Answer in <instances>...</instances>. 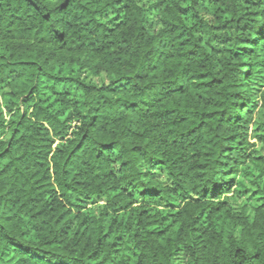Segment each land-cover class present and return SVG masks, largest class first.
Masks as SVG:
<instances>
[{
    "label": "trees",
    "instance_id": "trees-1",
    "mask_svg": "<svg viewBox=\"0 0 264 264\" xmlns=\"http://www.w3.org/2000/svg\"><path fill=\"white\" fill-rule=\"evenodd\" d=\"M150 1L0 0V264H264V0Z\"/></svg>",
    "mask_w": 264,
    "mask_h": 264
},
{
    "label": "rangeland",
    "instance_id": "rangeland-1",
    "mask_svg": "<svg viewBox=\"0 0 264 264\" xmlns=\"http://www.w3.org/2000/svg\"><path fill=\"white\" fill-rule=\"evenodd\" d=\"M140 4L145 7V19L148 29L151 32H155L160 28V24L158 21V16L156 14V11L154 10V7L152 5V2L150 0H140ZM185 20L186 23H192V21L195 19L194 13L190 8L187 7L185 12ZM122 16L116 12H108L105 15V20L109 24H113L115 22L121 21ZM82 77L86 82L93 85H101L105 83L106 79L105 76L101 73H95V72H83ZM251 89L253 93H257L259 86L255 84H251ZM74 88H70V95L74 94ZM254 140H251L253 142ZM254 149L256 151L253 152L255 155H259L261 153L260 145L255 144ZM250 147H247L246 150L250 151ZM253 151V150H252ZM246 167V168H245ZM163 173H157L156 177L159 179H162V182H166L167 179L163 177ZM232 181H234V184L232 186V191L229 193V201L231 205L235 208H239L242 206L245 202H249L250 204L253 203L256 198L259 196V190L258 185L260 184L261 178L258 177L255 170L251 167V164L248 162L247 165H243L240 169V171L231 178ZM230 179V180H231ZM222 181H227L226 179H222ZM102 204L101 199L92 198L88 200L87 206H86V214H97L99 212V208ZM75 224H72L71 227L74 229ZM3 264H15V259L13 255H8Z\"/></svg>",
    "mask_w": 264,
    "mask_h": 264
}]
</instances>
